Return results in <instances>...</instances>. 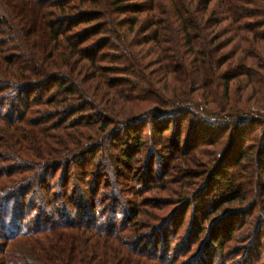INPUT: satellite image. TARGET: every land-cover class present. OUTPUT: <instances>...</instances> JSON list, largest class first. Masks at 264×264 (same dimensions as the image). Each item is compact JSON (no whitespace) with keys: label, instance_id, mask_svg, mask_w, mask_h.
Listing matches in <instances>:
<instances>
[{"label":"trees","instance_id":"obj_1","mask_svg":"<svg viewBox=\"0 0 264 264\" xmlns=\"http://www.w3.org/2000/svg\"><path fill=\"white\" fill-rule=\"evenodd\" d=\"M0 264H264V0H0Z\"/></svg>","mask_w":264,"mask_h":264},{"label":"rangeland","instance_id":"obj_2","mask_svg":"<svg viewBox=\"0 0 264 264\" xmlns=\"http://www.w3.org/2000/svg\"><path fill=\"white\" fill-rule=\"evenodd\" d=\"M167 3V2H166ZM217 7H218V2L217 1H214L211 5V11L214 12L215 10H217ZM213 14V13H212ZM228 23H224L222 24V26L217 29L218 31H220L221 29H223L225 26H227ZM225 40V37L222 38V41ZM223 47V46H222ZM226 48V47H225ZM231 48L227 47L222 53L221 55L223 56V62H224V55H227L229 54ZM106 52V51H105ZM219 60V59H218ZM179 60L176 58L174 59V62H178ZM225 68V67H223ZM226 72V71H225ZM219 82H220V86L221 88H218L216 90V92L220 95V98L219 97H216L214 96V100H215V103L211 104L212 105V109H215L216 111H221L223 108H224V102H225V92H224V89L222 88V83H221V78H216ZM235 84V83H233ZM232 84V85H233ZM226 86V84L224 83V87ZM241 86V85H240ZM238 84L235 85V88H234V97L232 100H230V105H235L237 106V108L242 112H245L244 110L245 109H252L255 104H256V99L259 97L258 94H255L253 99L250 100L248 98V95H249V92L248 90H241V87H240ZM222 89V90H221ZM224 92V93H223ZM222 95L224 96V98L222 97ZM198 95L195 97L197 98ZM227 100V99H226ZM209 106V105H208ZM210 108V106H209ZM227 114H230L231 112L230 111H226ZM204 128V127H203ZM215 130V129H214ZM218 134L222 133V129H219L218 131ZM260 133H255L256 136H258ZM212 135V133H211ZM219 150H221V148H219Z\"/></svg>","mask_w":264,"mask_h":264}]
</instances>
